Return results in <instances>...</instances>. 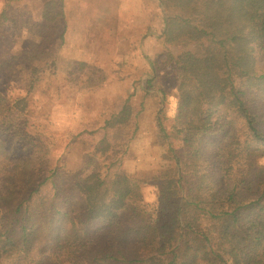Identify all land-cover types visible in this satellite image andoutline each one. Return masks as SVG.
<instances>
[{"label": "trees", "instance_id": "16d2710c", "mask_svg": "<svg viewBox=\"0 0 264 264\" xmlns=\"http://www.w3.org/2000/svg\"><path fill=\"white\" fill-rule=\"evenodd\" d=\"M54 5L43 2L31 42L42 67L45 26L65 15ZM148 7L151 36L187 79L174 101L156 91L161 165L147 176L113 171L102 138L60 173L48 125L12 119L1 103L0 264H264V0ZM132 110L127 100L98 130L130 125ZM70 129L61 134L71 142L88 132Z\"/></svg>", "mask_w": 264, "mask_h": 264}, {"label": "rangeland", "instance_id": "374dc122", "mask_svg": "<svg viewBox=\"0 0 264 264\" xmlns=\"http://www.w3.org/2000/svg\"><path fill=\"white\" fill-rule=\"evenodd\" d=\"M44 1L0 0V104L12 107V119L48 125L43 131L54 146L53 164L63 166L60 173L79 169L104 138L114 155L113 171L153 174L162 151L154 121L156 91L174 101L187 79L168 61L164 43L151 36L158 21L149 16L150 0H51L65 15L45 26L42 49L49 62L42 67L32 60L37 45L31 42L38 40ZM38 69L43 72L37 88L27 96L25 84ZM152 75L149 86L145 81ZM127 100L135 114L131 124L106 134L98 130ZM25 103L29 113L21 107ZM66 128L73 135L82 129L93 133L71 142L61 134Z\"/></svg>", "mask_w": 264, "mask_h": 264}]
</instances>
